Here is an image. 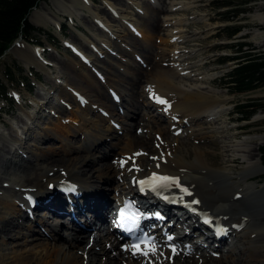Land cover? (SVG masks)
Returning a JSON list of instances; mask_svg holds the SVG:
<instances>
[{"label":"bare ground","instance_id":"1","mask_svg":"<svg viewBox=\"0 0 264 264\" xmlns=\"http://www.w3.org/2000/svg\"><path fill=\"white\" fill-rule=\"evenodd\" d=\"M66 1H69L68 4ZM124 1L122 8H117L108 1H104L102 5L103 10L114 19L112 22L118 25L111 24L100 15L96 16L97 11L93 9L94 0H51L53 13L61 12L57 20L50 18V14L45 11L51 9L48 3L42 5L43 11L38 12L37 7L30 14L31 16L34 13L32 21L35 25L49 24L55 27L60 26L62 16L66 15L81 26L82 17L90 14L91 22L99 26L102 33L96 37L90 29L87 30L94 42L87 41L79 35V39L88 46L87 50L90 49V55L70 41L65 42V45L70 43L77 49L79 56L84 55L90 62H94V59L92 60L94 51L99 54L103 52L106 56L104 64L111 63L119 69L121 67L113 63L110 53L114 54L116 45L120 46L115 42L116 40L136 33L135 30L147 38H154L156 34L162 33L167 38L166 42L172 44V48H158L159 52L155 51L156 58L146 57L149 64L144 59L148 67L152 66L149 69L150 73L137 64L139 66L137 80L131 82L121 78L112 69L97 63L92 65L95 73H91L90 66L79 61L80 67L89 71L81 70V73H78L79 65L68 59L62 69L71 71L77 84L65 81L69 87L63 89L62 96L57 101L41 83L42 88L36 95L37 100H33L34 112L38 116H44L46 108H51L50 113L61 118L58 117V113L67 115L63 102H73L76 104V110L72 109L66 119L70 121L75 119L79 125L78 127L64 125L58 119L54 123L57 130L48 127L43 136L40 133L35 134L37 136L34 137L33 149L25 146L31 142L32 129L28 126L33 120L32 115H27L28 121L24 120L22 124L12 128L10 122L0 114V139L5 137L1 129L8 126L12 129L8 140L10 146L5 148L0 144L2 159V163L0 162V264H148V259L153 260L155 264H160V261L163 264H222L212 254L209 255V250L214 249L212 245L216 248L222 242L226 243L225 248L231 249L230 253L233 254L238 246L237 248L246 257L245 261H240L234 258L235 254H231L226 264H264V183L253 181L254 178L264 174L263 160L259 155L261 145L255 143L256 149H252L254 148L250 147L252 142L237 140L238 133H244L243 129L225 126L230 122L227 94L221 95L219 91L211 89L210 83L217 78L215 73H207L204 67L200 68L206 62L202 59L194 61V51L188 52L182 49L189 38L183 31L186 20L173 18L171 15L174 11L188 8L189 4L173 0L165 8L162 3L154 0L145 2L146 6L143 5L142 0ZM152 5L156 6L153 7L154 14L149 10ZM157 9L164 10L168 14L161 17L156 12ZM142 15L146 16L145 23L140 22ZM136 16L139 21L135 19ZM254 18L264 22L262 14H255ZM156 19L160 21L157 22ZM150 25L152 28L148 27ZM207 33L212 34V29ZM259 33L264 32L256 31L254 37L261 44L264 43V34ZM53 50L58 51L56 48ZM45 51L20 40L10 53L16 52L28 70L34 67L45 71L51 77L53 64L57 61L48 59L45 61L43 56ZM124 52L127 53V50ZM139 54L134 53V56ZM36 57L40 63L35 61ZM123 61L131 63L128 62L130 60ZM132 65L135 66L134 63ZM58 74L59 77L52 78L53 82L58 78L63 79L60 73ZM141 78L146 79L145 85H140L142 82L138 84ZM57 84L53 86L56 87ZM123 87H127L129 92ZM145 93L147 103L144 102L146 106L143 107L139 105L141 104L139 98ZM149 94L153 95L154 101L149 100ZM124 95L132 100V105L123 104ZM80 98L86 99L87 103ZM159 99L166 101L164 106L158 105ZM55 101L58 102L56 105H54ZM122 107L125 108V116L117 114ZM100 111H106L108 116H103ZM149 112L153 113L149 115ZM152 114L155 117H152ZM260 114L264 115L262 112ZM116 116L119 120H123L122 123L127 124V127L120 125L115 119ZM137 118L141 122L137 129L142 130L139 137L133 134L132 127H128V120ZM165 118H168V121ZM222 120L224 122L220 124ZM160 122L169 123L172 130L168 132H175L177 136L170 134L168 140L169 133L160 128ZM167 124L162 125L167 127ZM194 124L202 125L201 129L198 128V132H194ZM186 125L188 127L182 130ZM208 125L212 126L209 128ZM206 131L213 135L209 136ZM53 133H57V137L60 138L59 148H55L54 145L50 149L49 146H40V142L50 139ZM79 134L82 138H78L76 142L69 139V136L75 139ZM110 137L111 140L107 142ZM119 141L121 143L117 144ZM107 145L110 146L108 150L111 148V151L103 153L102 148L107 150ZM213 145H219L222 150V157L218 163H214L206 151V147ZM117 148L119 151H116L114 164H101L102 160L113 156ZM141 149L147 155L144 156L147 159H140L142 153L137 155ZM167 152H171L172 156L166 154ZM60 153H66L68 159L63 158ZM70 154L75 155L70 156ZM238 163H241V170L234 173L230 167ZM151 176H166L178 181L179 186L172 182L159 183L163 185L166 194L176 200L181 207H168L162 200L158 201L162 208L169 212L164 213L167 222L163 226L170 225L176 219L182 221L185 218L183 223L186 229L181 227V232L184 231L186 236L183 240L168 242L166 235H158L156 241L161 244L159 252L153 254L145 250L148 255L133 256L130 254V249L124 252L120 241L114 234L106 232L103 226H106L105 220L113 202L122 203L125 198L135 195L138 189L137 181ZM116 179L119 180L116 187L108 189L102 187L112 186ZM62 181L73 182L71 185L76 187V195H81L78 200L72 195L69 196L75 204L73 212L80 224L75 223L73 219L67 222L68 217L52 218L47 212L37 213L36 208H32L26 198L28 195L34 196L37 205H40L46 200L47 195L53 193L48 191L51 183ZM154 184L160 187L158 182ZM184 189L187 191H183ZM146 195L148 196V192ZM61 206L66 207V204L62 203ZM185 207H191L195 213L187 211ZM28 211H32L35 216L32 218L37 219L26 224L24 220L29 217ZM202 218L207 220L209 225H203ZM187 221L192 225L190 228ZM216 225L226 229L225 238L215 239L209 227ZM194 226H198L197 230L201 231V234L192 242L188 239ZM61 228L69 230L60 233ZM173 228L175 231H172ZM177 233L179 232L176 230V225L168 228L167 235L174 237L172 235ZM206 234L208 237L202 242ZM102 242L104 246L100 247ZM173 245L177 246V252L171 261L170 250L164 248ZM180 249L183 252L180 253ZM188 249L190 253L185 255Z\"/></svg>","mask_w":264,"mask_h":264},{"label":"rangeland","instance_id":"2","mask_svg":"<svg viewBox=\"0 0 264 264\" xmlns=\"http://www.w3.org/2000/svg\"><path fill=\"white\" fill-rule=\"evenodd\" d=\"M94 1H95V6H93V9L95 11H97V12H95L96 16L100 15L101 18L109 20V22L111 24L118 25L115 22H112L114 19L110 17V15L107 11L103 10L102 5L104 4L103 3L104 1H108L109 3H112L115 7L122 8V7H124L125 1L124 0H94ZM147 1L148 0H142L141 2H143L144 3L143 5L146 6L148 3ZM154 1L162 3V5H164V7L167 8L170 1H173V0H154ZM176 1L180 2L182 4H189L188 8L181 9V11H174L173 15L170 14L171 17H173V18H177V19L181 18V19H184V21L186 20L185 23L183 24V27H184L183 31L189 38H188V42H186L182 46V49H185V51H188V52L191 50H192L191 52L194 51L195 52V54L193 55V58H195L194 61H199V59L200 60L202 59V60H204V62H206V64L200 66V68L204 67V71H206L207 73L208 72L215 73V75L217 77L213 80L212 83L209 82L210 83L209 86H211V89H215V90L219 91L221 93V95L227 94V96L229 98V101H228L229 106L228 105L227 106L229 107L228 109L230 110V112H228V114L230 116V122L225 124V126L240 127V129L244 130V133L242 134V132L240 131L241 133H238L237 140L238 141H246L247 140L248 142H252L251 146H250L251 148L254 147L252 149H256L255 143H258L259 145H261L260 146V149H261L262 147H264V115H261L259 112L257 114V116L255 115L250 121L240 122L238 120L239 116L237 115V111L235 108H236V105L238 103H246L247 101H250V100H264V88L256 90V91L248 93V94L232 95L230 93V91L227 89V87L225 85V81H223V80H224L226 74L228 72H230L236 66V64L233 62H230L224 66L219 65L220 58L222 56L229 55L230 51L228 49L218 50V48L220 46H226V44H230V43L248 42L256 49V52L258 55H261V56L264 55V43L260 44L259 43L260 41L256 37H254V34L256 31L264 32V22H261L260 20L254 18L255 14L264 15V1L263 0H252V2L249 5L245 6L247 11L248 10L249 11L248 12L246 11L247 13H245L244 15H241L239 17V19L237 20V22L234 23L238 26H241L242 31L235 37V39H233V41H228V40L223 39V38H218L219 34L222 33V30L227 25H233V24L220 20V13L219 12H222L223 10H216L212 5L213 0H176ZM68 2L69 1H66V4H68ZM145 2H147V3H145ZM44 3H48L49 6L51 7V0L41 1L37 6L39 8L38 12L44 10V7H42V5ZM182 6H184V5H182ZM153 7H156V6L152 5V7H149L150 8L149 10H151L154 14L155 8H153ZM45 11L50 14V18H52L53 20H57V18L61 15V12L54 14L52 7H51V9L45 10ZM156 12L161 17H163L165 14L166 15L168 14V13H166V11H164V10L162 11L159 9H157ZM33 14L30 16V21L32 23H33V21H32ZM141 18H142V21L140 20V22L145 23L146 22L145 21L146 16L143 17V15H142ZM90 19H91L90 14H87L86 17L85 16L82 17L81 26L78 24L77 21L73 22V20L67 15L62 16L60 26H58V27H55V26L49 25V24H47V26L35 25L34 23L32 24L36 28L43 29V32H37L34 35L36 36L37 40L41 41L42 46H43L42 49L46 50L45 54H44L45 61H48V60L57 61V62H54V64H53L54 66L51 70V77L49 75H47V73L45 71L35 69L34 67L28 70L24 66V64H23L24 62L19 59L18 54L16 52H13V53L9 52L7 54V56L2 59V62L0 64V84L1 83L6 84L8 82L7 76H6V71H5L6 66H12L14 68L15 65L22 68L24 71L23 75L26 78H30V81L33 82V84H35L33 92L31 94H29L27 91V87H28L27 79H25V77H23V75H19L18 73H16V76H15V82L16 83L14 85L9 86L10 90H11V88L16 89V90L12 91V94L15 98L13 100H9V102L8 101L4 102L2 100V97H0V114H2V116H4V118L10 122L12 128L16 127L17 124H22L24 122V120L28 121V120H26L27 115H32L33 120L29 123V126H28V128L32 129V131L29 130L31 132L30 133L31 137L29 136L31 139V142L25 146H28V147L33 149L34 145H35L34 137L37 136L35 134L40 133L41 136H43L45 134L46 130L49 129L48 127H51L53 129L57 130V128L55 127L56 125L54 123L58 119L60 121H62V123L64 125L70 124L72 127H78V125H79L78 121L75 119L71 120V121L66 119V116L70 115V112L72 111V109H73V111L76 110V108H75L76 104H74L73 102L63 103V106L67 110V115L58 113L57 114V115H59L58 117H61V118H57L53 114H51L50 113L51 108H46V113L44 112L45 113L44 116H38L34 112L33 100H37L36 95H37V93H39L40 88H42L41 83L44 84V88L49 90L51 92V94L53 95V97L55 98V100L58 101V99L62 96L63 89L69 87V85H67L66 82L73 84L76 81L75 76L71 71L62 69L63 64L66 63L68 61V59L73 60L75 62V64L79 65V68L77 69L78 73H81V70L82 71H89V70L82 69L83 67H80L79 61L84 59L86 62H84V60H82V61L84 63H87L88 65H90L89 69L91 70L90 71L91 73H95V71H93V68L91 69V66L94 63H97V64L104 65L105 67H107L109 69H112V71L116 72L117 75H119L121 78L126 79V80L131 82L132 80H135V81L137 80V69L139 68V66L141 68H143L144 71H147V73H150L149 69H151L152 66L148 67L145 64L144 59H146V57L150 56L149 58H151V59L156 58V52L155 51H157L158 48H167V49L172 48L171 47L172 44H170L169 42H166L167 38L162 33H159V35L156 34V36L154 38H151V37L147 38L146 36L140 34L141 32H138L135 30L136 33H131L128 37H126L124 39H121L118 41L116 40L115 42L117 44H119L120 46L116 45V47H115L113 45L115 47L114 54L110 53V56L113 57V59H112L113 63L117 66H120L123 69L120 68L121 69L120 70L118 67L111 65V63L110 64L109 63L104 64L106 62L105 61L106 56L103 52L101 54H99L97 51H94V55L92 57V60L94 59V62L93 61L89 62V61H87V59L85 57H81L82 58L81 59L77 55L78 54L77 51H76V54L72 53V51L69 48H67L68 45L69 46H72V45L70 43L65 45V42H67V41L72 42L80 50H82L83 52L87 51L86 53L88 55H90V53H89L90 49L88 48L89 50H87L88 46H86V44L81 39H79V35L86 38L87 41L94 42L93 37L87 32V30L88 31L91 30L96 37L99 34H102L100 31L101 28L97 25L95 26V24H93ZM135 19H137V21H139V18L137 16L135 17ZM156 20H157V22L160 21V19H156ZM74 23L76 25L75 27H74ZM160 26H161V24H160ZM63 27H66V29H67L65 34H62V32L64 30ZM148 27L152 28L151 25ZM153 28H155V27H153ZM76 29H79L80 31H78ZM159 29H160V27H159ZM210 29H212V32H213L212 34L207 33ZM157 30L158 29L156 28V31ZM259 34H264V33H259ZM49 35H52L54 37V39H58V43L56 45L58 47V51L53 50L54 48L50 42V38H48ZM51 40H53V38ZM26 44H28V43H26ZM153 46H154V49H153ZM213 46H215V47H213ZM98 47H99V45H98ZM126 50H127V53H129V54L124 52ZM147 50H149V52H147ZM153 52H155V53H153ZM157 52H159V51H157ZM134 53H140V54L137 56H134ZM115 54H117L118 57L115 56ZM233 55H235V54H233ZM95 58H96V60H95ZM122 59L123 60L125 59L127 61L130 60L128 62H131V63L129 64V63L123 61ZM35 61L37 63H40V61L38 60L37 57L35 58ZM91 63H92V65H91ZM133 63L135 64V66L132 65ZM146 63L149 64L147 59H146ZM61 69H62V72H61ZM102 72H106V71H102ZM58 73H60V76H62L63 79L58 78L57 80H54V82H53V79H55L56 77H59ZM129 73H135L136 75L132 76ZM37 78L40 79V82H37V80H36ZM110 78L113 79V76L110 75ZM145 80H146L145 78H141V80L138 82V84H140V82H142L140 85H142V84L145 85L144 84ZM55 83L56 84L58 83L56 85V87L53 86ZM75 84H77V82H75ZM123 88H124V90L129 92V89L127 87H123ZM120 89H122V88H120ZM260 93H262V94H260ZM258 94H260V95H258ZM140 96H141V94H140ZM148 97H149V100L154 101V98L152 97V95L149 94ZM111 98L112 97L110 94V100H111ZM81 99L83 100L84 103H87L86 99H84V98H81ZM124 99H125V102H123V100H122L123 104L132 105V100H130L128 96L124 95ZM146 100H147V96L145 93L144 95L142 94V97L139 98V101H141V104L138 103V100H137V103L140 106L145 107L146 105H144V102L147 103ZM57 103L58 102L55 101L54 105H56ZM84 108H85V106H84ZM123 110H124V112H123ZM96 111L98 112V110H95V112ZM125 112H126L125 108L123 109V107H122V109L119 110L117 114L120 113V115L125 116V114H124ZM99 113L105 117L108 116V113L106 111H100ZM144 113H146V112H144ZM151 113H153V112H149V115ZM145 115L148 116V114H145ZM63 116H65V117H63ZM152 117H155V115L152 114ZM36 118H38V119L36 120ZM115 119L120 125L127 127V124L122 123L123 120H119V118L117 116L115 117ZM165 119L168 121V118H165ZM137 121H138L139 125L137 124ZM255 121H258V122H255ZM139 122H140L139 118H137L136 120L135 119L128 120V124H129L128 127H132L133 134H137V136L138 135L140 136V134L142 133V130L140 128L137 129V127H139L141 125L140 124L141 122L140 123ZM222 122H224V121L223 120L220 121V124ZM162 124L166 125L167 123L166 122H163V123L160 122V128L162 130H167V133H169L167 135L168 140H169V137H171L170 134H173L172 136H177L175 134V132H173V133L168 132V130H172L170 128L171 126L169 123L167 124V127H163ZM197 125L194 124V126H193V129L195 130L194 132H198V128L201 129V127H202V125H199V126H197ZM208 126L210 128V126H212V125H208ZM187 127H188L187 125L183 126L182 130H185ZM117 128H119V127H117ZM234 130H232V131H234ZM237 130L239 131V129H237ZM1 132H3L5 134L4 135L5 137H2V139H0L1 146L2 147L10 146V143L8 140L10 139V134L12 132L11 127L8 126L6 128H3V129H1ZM206 133H208L209 136L213 135V134L209 133V131H206ZM54 134H55V136H54ZM6 136H8V137H6ZM25 136H27V135H25ZM121 137H123V136H121ZM78 138H80V139L82 138L81 134H79V137L77 135L75 137V139H73L71 136H69V139L74 140V142H76V140ZM260 139H262V140H260ZM110 140H111V137L107 139V142H109ZM153 140H155V139H153ZM115 141H117V140H115ZM262 141H263V143H262ZM119 143H121V142L119 141L117 144H119ZM60 144H61L60 138L57 137V133H53L52 137L48 140H45V142H43V141L40 142V146H43V147L49 146L48 149H50V147H52L53 145L55 146V148H59ZM175 145L178 146L177 143H175ZM108 147H110V146L107 145V147H106L107 150H105V148L104 149L102 148L103 153L104 152L106 153V151H111V148H110V150H108ZM118 149L119 148H117L115 150V154L113 156H110L107 159L102 160L103 163H101V164H108V163L115 162L114 157L117 155L116 151ZM163 149L164 148L162 147V150ZM0 150H1V148H0ZM206 151L209 153V155H210V157L214 163H218L221 160L222 150L219 147V145L209 146L208 148L206 147ZM185 152H186V150H185ZM2 153L4 154V152H2ZM138 153L143 154V156L140 157V159L144 158V156H147L142 149ZM166 154L172 156L171 152H167ZM60 155L63 156V158L68 159V155L66 153L65 154L60 153ZM74 155L75 154H70V156H74ZM259 155H260V157H262L261 153H259ZM30 157H31V155H30ZM144 159H147V158H144ZM0 162L2 163L1 158H0ZM133 163H135V161H133ZM230 168L232 169V171L234 173L238 172L241 170V163H238L235 166L230 167ZM135 171L136 170H134V172ZM18 175H22V174H18ZM91 176H92V174L90 175V177ZM117 180L118 179H116V182L114 184H112V186L111 185L110 186L103 185L102 187L107 188V189L116 187L118 184V181H119V180L118 181ZM253 181H256L257 183L263 184L264 183V174L262 176H258L256 178H254ZM110 196H112V193L110 194ZM24 222L26 223L28 221L24 220ZM67 222H69V221H67ZM18 223H20L19 220H18ZM67 230H69V229L61 228L60 233L61 232L65 233V232H67ZM198 236H199V234H196L192 238L196 239ZM9 242H11V240H9ZM224 244H226V243H224ZM103 246H104V242H102L100 247H103ZM237 247H236V251L233 253L236 255V257L234 256V258H237L240 261H245L246 257L244 255V253L240 249H238ZM230 251H231V249L228 250V248L225 250L220 249L218 251H215L216 253H214V256L216 259L219 260L220 263L226 264L227 259H229V257H231L233 255L232 253H230ZM209 255H211V253ZM197 263H198V261H197ZM181 264H183V263H181Z\"/></svg>","mask_w":264,"mask_h":264},{"label":"trees","instance_id":"3","mask_svg":"<svg viewBox=\"0 0 264 264\" xmlns=\"http://www.w3.org/2000/svg\"><path fill=\"white\" fill-rule=\"evenodd\" d=\"M41 1L47 0H0V64L7 51L19 39L33 45H42L34 35L43 32V29L36 28L29 21L30 13ZM252 0H213L212 5L216 10H223L220 13V20L231 23L227 25L218 38L233 40L242 31L237 22L242 14L247 13L245 6ZM247 11V12H246ZM66 27L64 32L66 33ZM53 45L58 43L52 35H49ZM53 38V40H51ZM234 56H222L219 65L224 66L229 62H235L236 66L226 74L223 81L232 95H242L264 88V55H258L255 48L248 42H241L231 46ZM7 83L0 84V94L3 98H9L10 85H14L16 73L23 75L24 71L18 66H6ZM23 77H25L23 75ZM27 79L28 91L34 88L30 78ZM237 115L240 122L250 121L257 113L264 112V100H250L246 103L236 105ZM264 164V147L261 149Z\"/></svg>","mask_w":264,"mask_h":264},{"label":"snow or ice","instance_id":"4","mask_svg":"<svg viewBox=\"0 0 264 264\" xmlns=\"http://www.w3.org/2000/svg\"><path fill=\"white\" fill-rule=\"evenodd\" d=\"M158 102L160 104L166 103V101H164L163 99H159ZM137 155H139V153H137ZM153 159H157V158L153 157ZM157 167H159V165H157ZM153 182H172V183H176L177 186H179L178 181H175L173 178L166 177V176H164V177H156V176H154L153 177ZM141 183H145V182H141ZM183 191H187V190L184 189ZM193 203H198V201H193ZM121 215L124 216V219H125L126 222H128V223H130L132 225V227H129L127 230L128 231H132V228L136 225V223L139 220V216L136 215V214H131V215L125 216V214L123 212L121 213ZM168 239L171 240L172 237L169 236ZM140 242L141 243H145L146 246H147V238L146 237H145L144 240H141ZM133 247H135L138 252L141 251V249L139 247V244L133 245ZM149 251H151L153 254H155V247L154 246L149 247ZM173 252H175L174 248H173ZM142 254L143 255H148V252H143ZM134 255H135V253H134Z\"/></svg>","mask_w":264,"mask_h":264},{"label":"water","instance_id":"5","mask_svg":"<svg viewBox=\"0 0 264 264\" xmlns=\"http://www.w3.org/2000/svg\"><path fill=\"white\" fill-rule=\"evenodd\" d=\"M16 45H17V42L9 49V51H12L14 46H16Z\"/></svg>","mask_w":264,"mask_h":264}]
</instances>
